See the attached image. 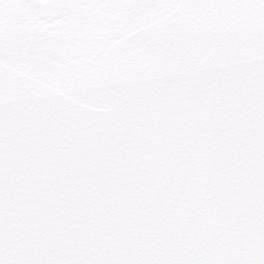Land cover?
<instances>
[{"label": "snow or ice", "instance_id": "snow-or-ice-1", "mask_svg": "<svg viewBox=\"0 0 264 264\" xmlns=\"http://www.w3.org/2000/svg\"><path fill=\"white\" fill-rule=\"evenodd\" d=\"M0 264H264V0H0Z\"/></svg>", "mask_w": 264, "mask_h": 264}]
</instances>
